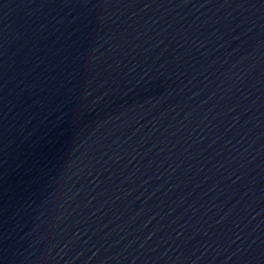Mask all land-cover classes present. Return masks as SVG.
<instances>
[{
	"label": "water",
	"instance_id": "95a60500",
	"mask_svg": "<svg viewBox=\"0 0 264 264\" xmlns=\"http://www.w3.org/2000/svg\"><path fill=\"white\" fill-rule=\"evenodd\" d=\"M0 264H264V0H0Z\"/></svg>",
	"mask_w": 264,
	"mask_h": 264
}]
</instances>
